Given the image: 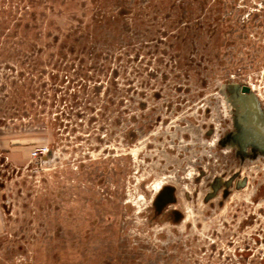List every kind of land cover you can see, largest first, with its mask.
I'll use <instances>...</instances> for the list:
<instances>
[{
    "label": "rangeland",
    "instance_id": "rangeland-1",
    "mask_svg": "<svg viewBox=\"0 0 264 264\" xmlns=\"http://www.w3.org/2000/svg\"><path fill=\"white\" fill-rule=\"evenodd\" d=\"M264 264V0H0V264Z\"/></svg>",
    "mask_w": 264,
    "mask_h": 264
},
{
    "label": "built area",
    "instance_id": "built-area-1",
    "mask_svg": "<svg viewBox=\"0 0 264 264\" xmlns=\"http://www.w3.org/2000/svg\"><path fill=\"white\" fill-rule=\"evenodd\" d=\"M27 264H30L29 262Z\"/></svg>",
    "mask_w": 264,
    "mask_h": 264
}]
</instances>
